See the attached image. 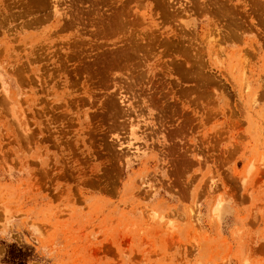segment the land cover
<instances>
[{
  "label": "rangeland",
  "instance_id": "374dc122",
  "mask_svg": "<svg viewBox=\"0 0 264 264\" xmlns=\"http://www.w3.org/2000/svg\"><path fill=\"white\" fill-rule=\"evenodd\" d=\"M264 264V0H0V264Z\"/></svg>",
  "mask_w": 264,
  "mask_h": 264
},
{
  "label": "trees",
  "instance_id": "16d2710c",
  "mask_svg": "<svg viewBox=\"0 0 264 264\" xmlns=\"http://www.w3.org/2000/svg\"><path fill=\"white\" fill-rule=\"evenodd\" d=\"M33 256V248L26 243L9 242L6 245L4 260L13 264H28Z\"/></svg>",
  "mask_w": 264,
  "mask_h": 264
}]
</instances>
